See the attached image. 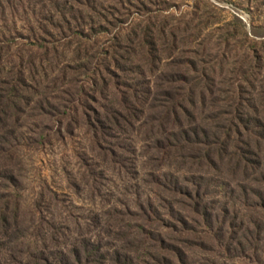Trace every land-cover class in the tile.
<instances>
[{
  "label": "trees",
  "instance_id": "obj_1",
  "mask_svg": "<svg viewBox=\"0 0 264 264\" xmlns=\"http://www.w3.org/2000/svg\"><path fill=\"white\" fill-rule=\"evenodd\" d=\"M130 8L0 0V264H264V58L227 80L205 50L165 58L152 29L140 46H99ZM79 131L88 154L73 186L99 205L72 231L45 216L59 198L47 183L26 213L24 153ZM108 173L121 178L119 198L101 190Z\"/></svg>",
  "mask_w": 264,
  "mask_h": 264
},
{
  "label": "rangeland",
  "instance_id": "obj_2",
  "mask_svg": "<svg viewBox=\"0 0 264 264\" xmlns=\"http://www.w3.org/2000/svg\"><path fill=\"white\" fill-rule=\"evenodd\" d=\"M128 10L129 13L121 17L125 24L120 23L109 33L98 35L99 46H140L145 40H151L147 38L152 29L155 39L167 50L165 58L182 62L192 57L191 52L203 54L205 50L202 59L212 66L217 63L218 72L222 64L227 80L235 78L234 70L238 66L245 64V68L250 70L257 63V55L264 58V0H134V8ZM114 36L121 45L113 40ZM175 40L181 48L176 54L169 49ZM162 72L165 76L172 74L169 67L163 68ZM258 72L256 80L262 81L264 86V68H258ZM131 76L134 77L133 74ZM26 126L35 130L31 122H27ZM137 140L141 155V139ZM87 146L86 135L79 131L65 140L55 135L43 152L24 153L28 162L23 193L26 213L35 207L34 193L39 192L41 184L47 183L59 193V198L43 206L46 217L50 213L53 220L72 231L74 223L84 225L90 219L92 212L98 209L99 200L96 197L92 199L87 189L81 187L79 191L73 186V181L79 178V164L88 154ZM103 184L101 190L106 197L111 196L109 200L119 198L118 192L124 190L121 178L114 173H108V181ZM139 191L145 194L149 189L140 185ZM235 205L238 215L244 220L253 218L252 211L241 204ZM82 230L86 231L85 227ZM76 232L77 229L65 235L72 241L76 239ZM62 241L66 242L65 239ZM238 262L250 264L245 258L238 259Z\"/></svg>",
  "mask_w": 264,
  "mask_h": 264
}]
</instances>
